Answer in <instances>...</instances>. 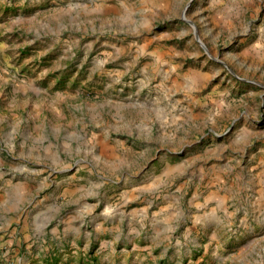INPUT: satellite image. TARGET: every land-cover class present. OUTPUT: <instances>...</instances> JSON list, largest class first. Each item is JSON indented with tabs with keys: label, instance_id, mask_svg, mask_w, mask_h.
<instances>
[{
	"label": "rangeland",
	"instance_id": "obj_1",
	"mask_svg": "<svg viewBox=\"0 0 264 264\" xmlns=\"http://www.w3.org/2000/svg\"><path fill=\"white\" fill-rule=\"evenodd\" d=\"M0 264H264V0H0Z\"/></svg>",
	"mask_w": 264,
	"mask_h": 264
}]
</instances>
